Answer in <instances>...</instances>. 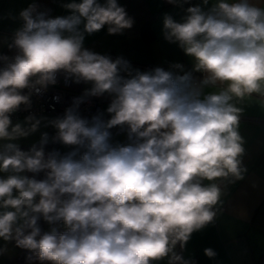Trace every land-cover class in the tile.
I'll list each match as a JSON object with an SVG mask.
<instances>
[{
	"label": "clouds",
	"instance_id": "clouds-1",
	"mask_svg": "<svg viewBox=\"0 0 264 264\" xmlns=\"http://www.w3.org/2000/svg\"><path fill=\"white\" fill-rule=\"evenodd\" d=\"M63 7L70 15L46 18L36 5L19 14V54L0 69V140L39 128L44 118L29 115L13 124L10 117L30 106L31 91L55 84L60 71L91 83L86 96L111 95L110 119L82 118L76 98L62 117L47 121L57 130L53 140L75 150L46 157L47 133L39 148L0 146V173L6 174L0 176V239L52 264H152L164 258L193 264L174 249L179 244L183 250L193 233L214 223L223 203L216 181L239 180L246 171L238 131L243 109L234 101L264 97V7L217 0L207 11L188 7L183 22L165 14L164 38L194 59V71L204 74L198 81L161 67L133 70L122 58L85 49V33L107 25L113 35L133 27L117 0H72ZM209 87L216 90L206 92ZM116 126L127 127L132 143H110L109 129ZM25 172H44L45 178ZM41 217L50 225L62 221L67 230L42 232ZM204 253L216 255L211 248Z\"/></svg>",
	"mask_w": 264,
	"mask_h": 264
},
{
	"label": "crops",
	"instance_id": "crops-1",
	"mask_svg": "<svg viewBox=\"0 0 264 264\" xmlns=\"http://www.w3.org/2000/svg\"><path fill=\"white\" fill-rule=\"evenodd\" d=\"M72 0H0V60L7 56H16L19 50L14 46V37L18 29L23 26L20 12L30 5H36L38 12L46 13V18L65 17L70 11L63 7ZM80 2V0H76ZM101 4L105 0H98ZM217 0H209L205 5L203 0H180L178 4H170L167 0H117L134 20L133 27L125 29L120 34L110 35L107 25L91 35L84 34L83 47L94 53L105 55L115 60H126L130 68L141 72L161 67L172 71L174 75L191 73L194 78H203V73L194 71V59L185 54L178 43L168 42L163 35V20L165 14L170 15L176 22H183L188 15L187 8L200 6L207 11ZM233 2V0H229ZM250 3L264 7V0H250ZM83 30V24L80 26ZM145 36V37H144ZM180 64L182 69L173 68ZM121 75H126L121 73ZM92 87L91 83H82L80 90L85 92ZM206 88V92L215 91ZM97 97V96H95ZM102 102V118L107 121L110 114L107 108L112 96L105 93L98 96ZM235 106L242 108L238 131L244 140L245 152L241 157V167L246 169L243 178H220L216 183L222 190L218 213L213 224L193 233L190 241L182 250L177 244L178 254L190 259L193 264H262L260 258L264 255V97L253 95L243 102L234 101ZM41 120L39 128L27 137H20L14 141L0 140V146L15 143L22 151H28L33 145L40 147L43 133H47L49 140L44 145L45 156L52 152L63 155L75 150L76 146L64 145L54 141L57 130L47 124L48 120L57 118L54 114L34 115ZM25 117L12 120L13 124L25 121ZM91 122V118H85ZM110 143L128 145L127 127L109 129ZM81 152L83 149L80 150ZM37 180L45 178V173H22ZM207 183V182H205ZM2 239H0L1 243ZM2 248V247H0ZM6 249L0 253V263L13 258L20 250L19 247L5 244ZM211 248L216 255L209 258L204 250Z\"/></svg>",
	"mask_w": 264,
	"mask_h": 264
},
{
	"label": "built area",
	"instance_id": "built-area-1",
	"mask_svg": "<svg viewBox=\"0 0 264 264\" xmlns=\"http://www.w3.org/2000/svg\"><path fill=\"white\" fill-rule=\"evenodd\" d=\"M15 56H7V60H0V69L7 66ZM197 81L200 78H195ZM83 81L77 83L74 77L68 76L63 71L57 73L56 83L50 84L40 93L31 91L30 106L21 105L20 109L11 115V120H16L28 115L54 114L62 117L69 107L74 105V100L80 98L81 102L78 106V113L82 118H91L101 114L102 102L95 96H86L85 92L80 90ZM29 89L22 90V94L28 95ZM126 127V126H124ZM121 126L112 129L124 128ZM132 143L129 141L128 144ZM58 227L64 226L63 222L55 224Z\"/></svg>",
	"mask_w": 264,
	"mask_h": 264
},
{
	"label": "trees",
	"instance_id": "trees-1",
	"mask_svg": "<svg viewBox=\"0 0 264 264\" xmlns=\"http://www.w3.org/2000/svg\"><path fill=\"white\" fill-rule=\"evenodd\" d=\"M145 37V36H144ZM58 153L63 156L61 152L58 151ZM47 222L43 220L41 217L38 221V224L42 230V232H50L52 228H56V230L60 233H63L67 229L65 226L58 227L55 224H53V227L50 230L45 231L44 226ZM260 262L264 264V255L261 256ZM0 264H52L50 261H41L38 259V257L35 255V253L31 252L30 250L21 249L19 250L18 254L14 256L11 259H8ZM153 264V263H152Z\"/></svg>",
	"mask_w": 264,
	"mask_h": 264
},
{
	"label": "rangeland",
	"instance_id": "rangeland-1",
	"mask_svg": "<svg viewBox=\"0 0 264 264\" xmlns=\"http://www.w3.org/2000/svg\"><path fill=\"white\" fill-rule=\"evenodd\" d=\"M40 115H42V114H40ZM29 116V115H28ZM25 117V116H24ZM20 119V118H19ZM4 175H6L5 173H0V176H4ZM53 227V224H49L48 222L45 224V226H44V230L45 231H47V230H50L51 228ZM5 244H8L9 246H14V247H16V245H15V241L13 240V241H8V242H5V241H1V243H0V247H4L5 246ZM178 246V245H177ZM177 246H176V248L174 249V251L176 252V253H178V251H177ZM153 264H169V261H168V258H164V259H162V260H160V261H154V262H152Z\"/></svg>",
	"mask_w": 264,
	"mask_h": 264
}]
</instances>
